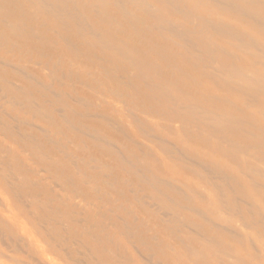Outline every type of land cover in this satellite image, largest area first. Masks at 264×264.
Segmentation results:
<instances>
[{
  "label": "bare ground",
  "instance_id": "6f19581e",
  "mask_svg": "<svg viewBox=\"0 0 264 264\" xmlns=\"http://www.w3.org/2000/svg\"><path fill=\"white\" fill-rule=\"evenodd\" d=\"M0 58V186L38 212L0 230L31 258L264 264V0H0Z\"/></svg>",
  "mask_w": 264,
  "mask_h": 264
},
{
  "label": "rangeland",
  "instance_id": "374dc122",
  "mask_svg": "<svg viewBox=\"0 0 264 264\" xmlns=\"http://www.w3.org/2000/svg\"><path fill=\"white\" fill-rule=\"evenodd\" d=\"M225 20L228 21L227 18H225ZM0 60H1V58H0ZM70 95L71 94L68 93V96H70ZM72 96L75 99H80V98L83 99L85 97L82 93L79 94V95L78 94L77 95H74L73 94ZM4 107H1L0 108V111L1 112L3 110L4 111L6 110V108H4ZM76 109L79 112H83L80 108H76ZM21 127H17V128L13 127V128H14L15 131H18V129L19 130L21 129V131H23ZM26 129H27V127H26ZM2 137H4V136H2ZM15 139H16V143L14 144V147H12V149L16 152L17 149H18V147H17L16 144L18 143V141L19 142H21V141L17 137H15ZM2 141L6 142L5 137L2 139ZM137 141L143 142V143H147L146 141H144L142 139H138ZM21 158H22V162L24 163V165H26L27 168L29 167L30 169L34 170V173L35 174H38V171H39L38 178L35 177V176H33V178H29L28 177L32 182H34V183H38L39 182V183H50V184H52V182H53L52 176L46 171L45 168L39 166L38 164L32 162L31 160H28V158L25 155H23V154H22ZM5 166L6 167L10 166V162H8V161L5 162L4 168H6ZM7 172H8L7 175H6L7 178H9L12 181L14 179H19V180L24 179V176H22L20 174L17 175L16 178L15 177H12V173H11V170L10 169ZM50 187H52V189L54 188V190L56 192V194H55L56 196H58V197H64V196H66V192L62 191L60 189V187L57 185V183L54 184V185H51ZM205 188H202L201 189L203 191V194H206V196L211 195V193H212L211 190L208 189L207 186ZM10 191L11 190H8V192H7V191H5L0 186V204H3L4 206H8V208L11 209L13 212H15V214H17V215L19 214L20 215L19 216V220L20 221H22L25 224H28V221L26 220V218L24 216L21 215V212H24V213L25 212H27V213H30L31 212V213H33V215L35 213L37 214L38 212L35 209H33L32 206L29 205V202L28 201H30V200L26 199L25 202L21 203V201H23V200L21 199L20 194H14L13 192H10ZM142 194L143 193L141 192V195ZM14 199H17L16 205L13 202ZM80 204L83 207L86 206V203H83L82 202ZM28 210H30V211H28ZM0 211L1 212H4L5 211L4 208L2 207V205H0ZM34 211H36V212H34ZM7 212L8 211L6 209V213ZM162 212H164L162 214H164L165 216L161 215V217L163 219H165V221L168 220V217H171L172 214H173L170 210H163ZM184 214L186 216H189L193 221L198 222L197 218L196 217H193L191 214H189L187 212H184ZM87 220L88 219L86 218V222H85L86 226L85 227H87L88 225H91L90 223L87 224V222H88ZM109 223H111V221ZM29 228H31V226H29ZM246 231L247 230H244L243 229V232L244 233ZM9 235L10 234L8 232L0 230V264H14L13 259H18V263L17 264H42V263H44L42 261H39L35 257H32L31 258V256H33V255L32 254H27L29 252L28 251L29 249L25 245H22L21 243H16L14 240H12L9 237ZM2 239H3V242H2ZM9 239L12 240V241H10ZM81 241H82V238H79L75 242V245H74V243H72L71 241H69L68 244H67V247H66L67 250H70L71 252L73 251V253L71 255H72V259H74L75 264H91L92 261L97 262L98 260H101V261L104 260V257L101 256V255H99V253H97L98 250L96 249L97 247L95 246V244L89 243L87 245V248L85 249L86 251H84L81 248V246H80L81 245ZM132 242H133L132 243L133 248H131V253L134 255V257L136 258V260L138 262L144 263V264H157V263L158 264H166L165 261H164V259L162 257H159L158 256V258H157L155 256H151L150 254H147L143 250V248H141L140 246H138L134 240ZM195 242L196 241L194 239H192L189 243H193L194 244ZM2 243H4V245ZM155 243L156 242H154L153 244H155ZM16 244H17V247L18 246L20 247V250H19V248L16 249ZM39 246H40L41 249H48L47 246L45 244H43V243L39 244ZM83 252H87L88 254L85 255V254H83ZM90 252H93V254H90ZM5 256H6V258H5ZM49 257L53 261L51 264H64L59 259V257L57 255H55V254H49ZM119 261H120V264H123V262H124L123 259H119ZM113 263L114 264H118L117 262H113Z\"/></svg>",
  "mask_w": 264,
  "mask_h": 264
}]
</instances>
